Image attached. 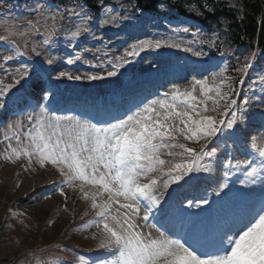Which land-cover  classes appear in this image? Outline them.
Listing matches in <instances>:
<instances>
[{"label":"snow or ice","instance_id":"snow-or-ice-1","mask_svg":"<svg viewBox=\"0 0 264 264\" xmlns=\"http://www.w3.org/2000/svg\"><path fill=\"white\" fill-rule=\"evenodd\" d=\"M37 14L43 15V6L34 9ZM71 10L69 17L80 18V23L76 25L74 31L66 35L69 40L81 37L82 33L89 31L86 26L91 18L86 13ZM64 13L57 12L50 19L51 25L45 24L44 32L41 33L36 24L28 22L30 32L9 33V35H44V39L39 44L33 43L32 52L41 55L38 47L51 45L54 43L53 37L60 31L56 25L57 16L64 19ZM118 18L113 16L110 20L102 21L103 25L113 24ZM183 31L187 33L188 28ZM8 37L0 36V41H7ZM27 43V41H25ZM162 47L180 48L179 44H164L160 40L141 41L138 45H132L126 57H138L146 50H159ZM192 52L191 48L184 49ZM15 51L16 55H24L23 52ZM193 55L200 57V51L193 52ZM255 56V54H252ZM12 55L5 56L4 62L13 60ZM75 59H80L79 56ZM118 61L114 68L123 67L132 61L125 57H117ZM46 63L53 64V59L49 58ZM68 64L73 60L69 59ZM4 64L0 63V68ZM252 67V63H246L244 69L247 71ZM226 69L213 72V87L208 86V80H194L193 85L184 91L179 87H174L170 92H165L161 99L150 101L146 106L126 118L118 119L114 123H108L106 127H97L90 122H82L72 117H52L46 115V109L42 108L39 116L30 118L31 128L25 134L31 140V151L24 149V155L31 157L35 154L39 158L41 167L46 162L51 163L60 169L61 175H65L64 168L70 173L66 183L71 184L73 180H80L84 184L98 186L99 193L91 196L92 208L99 209L97 215L100 220L96 222L97 227L103 225V230L107 234V242L101 244L103 248L113 247L111 259L99 261V264H264V207L253 210L242 220L239 225L228 222L219 226L217 239L211 243H201L198 239H172L163 232L158 237H153L151 233L145 234L141 231L139 219L145 224L149 220L150 213L161 206L160 196L156 195L162 185L165 190L169 184L183 181L188 183L185 177L191 178L194 172L208 173L211 171V161L216 157L217 149L212 147L207 149V144L203 146L199 154H195L191 148H186L183 144H177L178 135L186 140L200 139L211 143L225 129L233 130L237 125V113L246 109L231 98L227 93L221 92L220 85L216 83L217 78H221L220 83H224L227 77L224 76ZM115 71H108V77L116 76ZM12 83L0 88V101H3L15 87L20 84L28 75V67L25 65L23 71L17 69L14 74H10ZM67 78L68 80L89 81L102 80L105 77L100 75H88L81 77L71 76L61 72L57 79ZM264 81V77H261ZM242 84L243 81L241 80ZM196 85L199 86V96ZM214 94V95H213ZM48 99V96H43ZM224 102L223 114L230 118L227 121L214 119L204 115L209 111V102L212 104V111L216 112L219 102ZM245 99L243 105H248ZM3 107V104H0ZM202 109V111L200 110ZM198 117V119H197ZM34 119V122L32 120ZM241 122L243 117H240ZM9 127H21L20 122ZM19 141V136L17 137ZM180 148L184 154H188L189 163L183 160L176 162L174 157L179 155L172 151ZM19 158L20 153H15ZM259 155L264 157V150L259 151ZM163 157H172L165 159ZM207 158L206 163H201ZM231 167V161L224 165ZM239 167V165H237ZM251 168L248 171V168ZM167 168V171L165 169ZM245 176L248 183L255 182L257 169L251 162L245 164ZM161 173L167 179H161ZM228 188L227 183L220 185L217 196ZM84 198L88 199L89 194L81 188ZM64 193L61 192V195ZM108 194V200L104 203L97 202V195ZM162 195V194H161ZM207 204V199L201 201ZM112 204H119V208L125 210L123 219H118L111 213ZM141 206H143V216L141 217ZM188 207H200V204L190 202ZM109 220L115 222L110 226ZM159 232V229H157ZM84 259L83 256L80 257Z\"/></svg>","mask_w":264,"mask_h":264},{"label":"rangeland","instance_id":"rangeland-1","mask_svg":"<svg viewBox=\"0 0 264 264\" xmlns=\"http://www.w3.org/2000/svg\"><path fill=\"white\" fill-rule=\"evenodd\" d=\"M106 3L102 4L101 7L102 13L104 14L103 20H110L113 16L124 18L122 15L119 16V12L115 8L109 7ZM21 19H25V17L23 15H13L6 17L3 21H0V36L10 38L12 36H17L9 35L10 32H24V27L23 29L16 27V25L20 23ZM67 21V24L62 28V30L71 25L72 20L69 19ZM127 21L128 23L126 24ZM104 27L106 32L101 37H99L98 32L92 31L91 36H89L91 38L90 41H82L78 44L71 43V46L74 49L71 50V54L66 53L65 49L61 47H58L59 49H57L53 54L48 53L46 50H42L41 56L43 57L45 63L47 59H53V64H47V74L51 77L50 79H53L54 82L63 85L75 84L77 88H81V91L91 89L94 91L93 95H95V92H99V94L102 93V89L109 90L110 93H113L116 92L117 89L124 88L131 83H139L143 77L150 76L152 72L157 71L158 69V72L173 71L179 77H183L181 79V83H183V87H186L184 90L189 89V87L193 85L194 80H197L194 76L191 77L190 72L185 73L182 71V67L177 66L179 61L173 62L172 65L175 67L170 69L171 65L168 64L170 60L168 59L172 53L169 51L162 52L155 49L142 52L139 60H135L129 66L124 65L123 67H120V71L124 72L123 79H120V76L117 74L114 77H108L107 72L113 70L107 67L106 58H109L113 65L118 62L116 60L117 57L126 58V56L122 53V50L137 39L138 36H149L155 40H160L162 43H167L168 37L163 32L165 29H163L161 25H147L146 20H144L140 25H135L133 24V19H118L113 24L104 25ZM34 43L39 44V41L34 40ZM102 45L107 47H102ZM8 49L10 48L7 47L3 50L0 49V58L9 53ZM91 49L93 51H91ZM88 50L91 52H88ZM77 56H79L80 59H75ZM69 59L73 60L72 64L67 63ZM181 59L187 61L186 55L182 54L179 60L181 61ZM17 69L23 71L18 64H13L0 71V88L13 82L10 74H14ZM219 71V68L217 70H210L203 78L208 80L209 87L213 85L211 79L213 72ZM61 72H65L71 76L79 75L84 77L88 75H100L105 78L97 81H89L86 79H82L80 81L68 80L66 77L57 79ZM26 81L27 80H24L22 87L27 89L29 88L30 93L34 90V86L40 81V78H36L31 83ZM54 86L55 89L59 88L58 84H55ZM196 88L197 92L194 94L197 95L199 99V86L196 85ZM65 89L66 88L63 90ZM59 94H62L61 91H59ZM18 98L21 99V96H18ZM247 100L249 101L248 105H243V102L241 105L246 109L242 113L243 121L240 122L237 120V125L234 126V129H237L242 137V141L248 142V148L246 150L244 147L240 146L241 150L235 149L237 160L235 162L232 161L231 167L224 166L229 162V160L227 159L224 147L218 139L212 141L211 143H207L205 140L195 143H187V141L184 140L182 141L183 144H186V146L193 149L195 154H199L201 148L206 144L207 149L216 147L217 154L216 157L213 158L215 162H211V171L206 174H208L209 177H211L212 182L215 183V189L216 186L220 188V185L223 183L228 184V188L221 192L222 198H220L225 200L224 204L226 206H229V204L235 205L236 207L251 205L258 200L264 191V167L258 168L254 183L247 182L248 178L245 176L244 171L245 164L248 163L245 152L250 148H257L258 151L264 150V135H258V132H260L258 131L259 123H264V87L258 88L257 94ZM1 102L3 101H0V103ZM237 103L239 104L240 101ZM211 109L212 104L209 102V111L212 113ZM40 112L41 110L38 112L36 111L32 118L39 116ZM46 115L60 117L56 115H49L47 113ZM16 122H20L21 127H0V199L4 198L5 200L6 197L8 204H13L19 213L31 218L35 225H37L39 220L45 219L51 222V226L53 228L59 227L61 230L68 229L73 219L80 222L88 216L97 215L99 209L92 208L91 196L100 192L99 187L84 184L80 180H73L71 184L66 183L71 175L68 173L67 168H64V172L66 174L61 175L60 169L53 166L49 162H46L45 165L41 167L39 158L35 154L31 157V163H29V157L23 154L25 148L29 151L32 150L31 140L25 135L29 129L27 120H13L10 125H15ZM15 129L20 132L19 141L17 137H10V134L12 135L13 133H18L13 131ZM182 137L183 136L178 135L175 143L180 144L181 142L178 140H182ZM172 151L175 152V149ZM17 152L20 153L19 158L16 157L15 153ZM163 158L173 159L172 157ZM178 158L179 155L174 157L176 162H179ZM202 163H206V160H202ZM237 165H239V167H237ZM247 170L250 171L251 168L249 167ZM165 171H167V168ZM195 173L198 174L199 172ZM160 175L161 178L165 177L163 173ZM226 177H232L233 180L236 178L238 179L229 183L226 181ZM231 185L233 186L231 187ZM169 186L172 187L173 184H169ZM82 187L84 188V191L89 194L88 199L84 198V194L81 192ZM230 188L233 195L228 197ZM167 190L164 189V191ZM61 192L64 194L61 195ZM107 200L108 197H105L104 195H97L98 203H104ZM51 201L53 202V205H49ZM116 205L119 206V204ZM113 207L114 206H111L112 215L117 216L118 219H123L125 210L120 208L122 211L121 214L114 215ZM187 208L188 205H185L184 210ZM60 213H65L69 218V222H59L58 215ZM80 215L82 216L81 218H79ZM96 222L97 220L92 226L91 224H88L86 227L80 229L79 233L80 236L87 240L88 245L93 244L94 247H96L97 244L100 246L101 244L106 243L108 239L107 234L103 230V225L101 224L97 227ZM109 224L110 226H114L115 222L109 220ZM140 230L145 234L150 233L149 231H146L144 227H141ZM152 236L157 237L155 234ZM94 247L92 246V248Z\"/></svg>","mask_w":264,"mask_h":264},{"label":"trees","instance_id":"trees-1","mask_svg":"<svg viewBox=\"0 0 264 264\" xmlns=\"http://www.w3.org/2000/svg\"><path fill=\"white\" fill-rule=\"evenodd\" d=\"M83 1L91 4L95 0ZM155 1L138 0L143 6ZM181 1L182 5H192L205 20L208 19L207 22L222 24L226 29L227 43L236 48H244L246 59L255 51H264V0H232L230 3L226 0ZM2 243L0 237V247ZM3 254L9 255L6 252Z\"/></svg>","mask_w":264,"mask_h":264},{"label":"bare ground","instance_id":"bare-ground-1","mask_svg":"<svg viewBox=\"0 0 264 264\" xmlns=\"http://www.w3.org/2000/svg\"><path fill=\"white\" fill-rule=\"evenodd\" d=\"M32 187H34V186H32ZM32 187H30V188H32ZM36 188V187H35ZM104 196L105 197H108V194H104ZM49 205H53V202L51 201L50 203H49ZM112 206H114L113 208H114V211H113V213H114V215H116V214H121V210H120V208H119V206L118 205H116V204H112ZM59 218H58V221L60 222V221H62V222H69V218H68V216L65 214V213H60L59 215ZM239 219H236V220H234V221H238ZM240 220H242V219H240ZM239 220V221H240Z\"/></svg>","mask_w":264,"mask_h":264}]
</instances>
